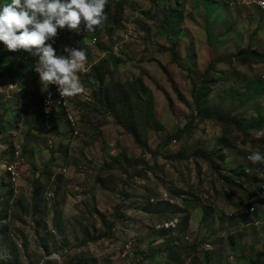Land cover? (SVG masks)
Returning <instances> with one entry per match:
<instances>
[{"label":"rangeland","instance_id":"1","mask_svg":"<svg viewBox=\"0 0 264 264\" xmlns=\"http://www.w3.org/2000/svg\"><path fill=\"white\" fill-rule=\"evenodd\" d=\"M106 15L54 45L87 50L75 126L41 114L36 57L0 43V264H250L264 252V175L247 159L264 154V10L109 0ZM210 64L218 118L164 143L197 114L191 77Z\"/></svg>","mask_w":264,"mask_h":264},{"label":"clouds","instance_id":"2","mask_svg":"<svg viewBox=\"0 0 264 264\" xmlns=\"http://www.w3.org/2000/svg\"><path fill=\"white\" fill-rule=\"evenodd\" d=\"M264 6V0H261ZM109 0H10L0 5V43L9 52L23 50L36 57L34 71L41 86L55 85L61 98L82 94L85 89L78 73L86 71V48L54 47L60 31L76 35L94 33L107 20ZM247 159L264 164V154L253 151ZM62 264L52 252L40 264Z\"/></svg>","mask_w":264,"mask_h":264},{"label":"trees","instance_id":"3","mask_svg":"<svg viewBox=\"0 0 264 264\" xmlns=\"http://www.w3.org/2000/svg\"><path fill=\"white\" fill-rule=\"evenodd\" d=\"M167 49L171 52L173 59L177 62L178 61V54H177L175 46L172 44V45L168 46ZM211 66L212 65L210 64L203 71L195 73L194 74L195 77H191V80L193 82L192 98H193V102H194V106H195V109L197 111V114L192 116V118H190V120L182 128H179L174 134L168 136L163 141L164 143L167 144L170 141L175 140L176 138H179L182 133L187 132L189 130L190 126L192 125V123L197 118H200V119H217L218 118L217 115L212 114L210 112H207L205 110L206 105L204 104V99L202 97L204 83H205V77L209 74ZM194 78H197V82L194 81L195 80ZM125 86L130 87L131 83L128 82L125 84ZM56 113H59V115L64 114V110L62 108H59L56 111H54L51 114V116L53 117ZM41 114H43L42 111H41ZM130 132H133V131H130ZM133 134H134L135 142L138 145V147H140L143 151L147 150V148H148L147 145L141 141V138L139 137V135L135 132ZM259 165H260L259 166L260 170L263 171L262 164H259ZM244 176H247L245 171H243L242 173L237 175V177H241V178H243ZM232 181H233V183H235L237 180H236V178H234ZM250 264H264V252H261L256 257H253L251 259Z\"/></svg>","mask_w":264,"mask_h":264},{"label":"built area","instance_id":"4","mask_svg":"<svg viewBox=\"0 0 264 264\" xmlns=\"http://www.w3.org/2000/svg\"><path fill=\"white\" fill-rule=\"evenodd\" d=\"M236 2L244 7H257L264 10V6H262L261 0H236ZM96 37L93 36L92 40L95 41ZM40 108L43 114L47 117L51 116V114L59 108L64 110L65 117L68 123L72 126L76 124V115L74 109L71 106L70 97L61 98L59 93L57 92L55 85H50V87L44 93L42 97ZM75 133L77 130L74 131ZM263 171L261 172L264 175V164H262ZM264 181V179H263ZM262 189H264V182L262 185ZM251 210H255L254 206H251ZM177 226V220L174 221H166L162 224L158 225L160 229H171Z\"/></svg>","mask_w":264,"mask_h":264}]
</instances>
